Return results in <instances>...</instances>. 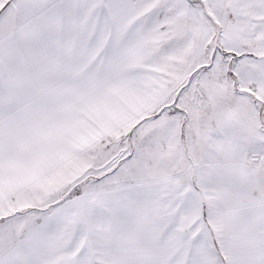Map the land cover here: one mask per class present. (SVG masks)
<instances>
[{
	"label": "snow or ice",
	"instance_id": "1",
	"mask_svg": "<svg viewBox=\"0 0 264 264\" xmlns=\"http://www.w3.org/2000/svg\"><path fill=\"white\" fill-rule=\"evenodd\" d=\"M0 264H264V0H0Z\"/></svg>",
	"mask_w": 264,
	"mask_h": 264
}]
</instances>
